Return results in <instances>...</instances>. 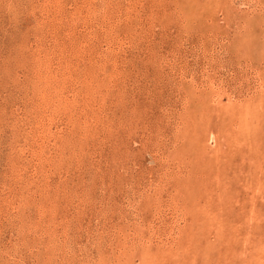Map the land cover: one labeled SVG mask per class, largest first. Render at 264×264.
Masks as SVG:
<instances>
[{
    "label": "rangeland",
    "instance_id": "374dc122",
    "mask_svg": "<svg viewBox=\"0 0 264 264\" xmlns=\"http://www.w3.org/2000/svg\"><path fill=\"white\" fill-rule=\"evenodd\" d=\"M0 264H264V0H0Z\"/></svg>",
    "mask_w": 264,
    "mask_h": 264
}]
</instances>
